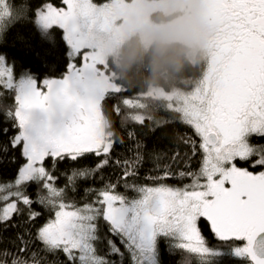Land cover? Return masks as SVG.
Listing matches in <instances>:
<instances>
[{"label": "snow or ice", "instance_id": "snow-or-ice-1", "mask_svg": "<svg viewBox=\"0 0 264 264\" xmlns=\"http://www.w3.org/2000/svg\"><path fill=\"white\" fill-rule=\"evenodd\" d=\"M61 3L63 7L53 0H36L33 10L46 28L64 31L74 58L80 57L79 65H71L70 76L18 82L12 66L0 56V112L18 129L8 135L9 127L0 128V136L8 137L0 151L10 148L23 158L13 179L0 180V225L18 217L24 220L7 245L0 242V264H115L110 257L121 255V245L133 264H142L139 257L146 246L161 235L181 254L180 264H186L189 255L203 260L209 254L201 221L220 240H246L236 254L264 264L253 249L255 238L264 233V170L253 171L264 169V143L253 142V137L264 138V0H211L212 13L224 25L215 52L189 90L162 106L169 119L158 121L161 129L171 121L188 131L175 137L164 163L155 154L157 170L145 177L151 183L143 184L134 182L144 160L139 141L132 156L113 158L120 141L112 113L121 124L141 126L154 115L105 78L104 46L94 31H103L108 17L97 12L96 2ZM0 6V27L10 22L5 18L14 20L24 11L5 0ZM9 95L11 104L5 99ZM109 100L114 101L111 112L105 109ZM37 109L49 119L59 110L70 122L60 133L49 127L29 135L30 115ZM108 118L111 125L106 127ZM198 153L201 165L193 171L191 159ZM87 155L97 157L94 167L73 173L58 187L48 158L55 164L57 158L76 161ZM237 161L249 167H239ZM109 164L120 169L117 182L93 190L90 200L78 202L69 196L75 191L74 177L87 179ZM177 178H191V183H168ZM121 183L138 198L118 191ZM32 185L37 187L35 200ZM35 204L48 209L43 223ZM101 222L113 237L107 241V253L98 248Z\"/></svg>", "mask_w": 264, "mask_h": 264}, {"label": "trees", "instance_id": "trees-1", "mask_svg": "<svg viewBox=\"0 0 264 264\" xmlns=\"http://www.w3.org/2000/svg\"><path fill=\"white\" fill-rule=\"evenodd\" d=\"M108 0H94L96 4H101ZM10 6L23 8V13L15 18H5L8 23L0 27V56L6 59L15 72L17 81L43 79H58L67 70L68 65V43L63 31L59 27L40 28L35 21L36 14L34 7L36 0H5ZM56 6L63 7L61 0H53ZM0 10V14H2ZM160 15L156 12L152 18ZM207 51V50H206ZM202 51H194L189 45L177 42L154 41L148 45L140 42L137 35H132L121 47L115 57H110L106 61L108 72L112 73L115 88L122 92V96L130 97L135 101H147L145 111L151 112L154 119L145 122L141 126L134 123L121 124L120 117L112 113L116 138L118 141L113 149V158H125L133 155L135 144L140 142L143 164L140 167V175L134 182L138 184L151 183L145 177L149 173H154L157 169L155 154L162 158L159 163H164L167 156L175 144V137L185 133L188 129L181 124L169 121V124L161 129L158 121L169 119L165 110L161 109L165 105L161 98H144L143 93L151 87H160L165 90H181L187 92L194 82L202 76L206 68V55ZM207 53V52H206ZM30 77V78H27ZM6 102L11 104L12 97L6 96ZM109 100L105 104V109L111 112L112 103ZM145 102V101H144ZM147 106V107H146ZM123 107V106H122ZM125 112L129 111L124 109ZM136 111V110H132ZM142 111V110H141ZM11 121L5 118V114L0 112V128L9 127V134H15L18 129L11 127ZM111 125V118L106 120V127ZM133 133L129 138L128 133ZM253 142L264 143V138L253 137ZM0 144L7 145L8 137L0 136ZM23 162V158L18 151L8 148L0 151V180H11L15 177L18 167ZM51 170L58 177L56 185L63 187L68 177L73 176L77 171L87 170L97 163V157L87 155L76 161L71 159L58 160L53 164V158H48ZM201 165V155L198 153L191 159V168L198 171ZM239 167H249L242 161H237ZM253 170V169H249ZM264 169H255L259 171ZM120 176V169L113 164H109L101 173L95 176L89 175L87 179L74 177L75 191H70L69 196L78 202L94 198L92 191L103 187L109 181L117 182ZM177 187H183L191 183V178H177L168 181ZM32 198L36 199L37 187L32 185L29 189ZM118 191L138 198L137 192H127L122 183ZM36 211L41 212L40 223L48 218L47 207L40 204L33 205ZM24 225L22 218H16L12 224L0 225V242L5 245L16 235ZM199 227L202 234L207 238L206 247L212 251L219 250V253H209L203 260L200 257L189 255L186 257V264H253L247 255L240 256L233 250L243 242V240L223 241L213 235L210 225L206 221H201ZM101 239L98 248L101 252L107 253V241L110 238L107 226L101 222ZM119 242V241H117ZM116 245H113L115 248ZM121 255L111 256L115 264H133L132 255L120 246ZM155 264H180L181 254L175 250L169 239L158 236L154 242Z\"/></svg>", "mask_w": 264, "mask_h": 264}, {"label": "rangeland", "instance_id": "rangeland-1", "mask_svg": "<svg viewBox=\"0 0 264 264\" xmlns=\"http://www.w3.org/2000/svg\"><path fill=\"white\" fill-rule=\"evenodd\" d=\"M96 6V10L99 14L108 17V22L103 31H94V35L98 37L104 46L105 56L103 74L107 81L114 87L115 84L112 79V73L106 70V61L110 57H115L119 53L122 45L132 35H137L140 42L144 45H148L154 41H177L189 45L194 51H202L203 53L201 54L204 55V57L206 55L207 58L206 68L204 69L205 72L209 60L215 52V48L212 49L213 43L203 39L205 32L221 29L224 26L212 13L211 0H108L101 4H96ZM2 8L3 7L0 6V10H2ZM156 12L160 13V15L152 18V15ZM119 16H122L123 20L115 24L114 20ZM35 21L40 28L47 29L37 15ZM193 24H197L198 27L194 33H191L189 26ZM63 33L65 36L64 31ZM220 37L221 36L218 34V40ZM209 50H211V52ZM68 56L67 70L61 77L58 79H43L41 82L46 80L60 81L70 76L71 65L73 63L79 65L80 57L74 58L69 44ZM22 81L27 82L29 79ZM184 93L185 91L181 90L173 91L165 90L160 87H151L142 95L144 98H149L150 100L151 98H161L166 104L170 98H177ZM132 101L137 102L135 100ZM144 101L138 102L147 105L148 100ZM69 122L70 116L59 110L49 119L46 113L37 109L33 110L30 115L27 132L29 135L36 136L40 130L50 127L53 132L60 133ZM129 219H131L130 214ZM243 246H246V240H243L237 247ZM235 249L233 252L236 254ZM209 253H219V250L212 251L209 249ZM139 259L142 264H155L154 243H149L146 246V250Z\"/></svg>", "mask_w": 264, "mask_h": 264}, {"label": "flooded vegetation", "instance_id": "flooded-vegetation-1", "mask_svg": "<svg viewBox=\"0 0 264 264\" xmlns=\"http://www.w3.org/2000/svg\"><path fill=\"white\" fill-rule=\"evenodd\" d=\"M123 20L122 16H119L118 18H115V24H118L119 22H121ZM198 25L197 24H193L191 26H189L190 32L194 33L197 30ZM224 27V26H223ZM223 27L221 29H215L213 31H207L205 32V35L203 37V39H206L207 41H210L213 43V47L212 49L216 48V44L218 42V34L221 36L223 33ZM220 39V38H219ZM211 52V50H209Z\"/></svg>", "mask_w": 264, "mask_h": 264}, {"label": "water", "instance_id": "water-1", "mask_svg": "<svg viewBox=\"0 0 264 264\" xmlns=\"http://www.w3.org/2000/svg\"><path fill=\"white\" fill-rule=\"evenodd\" d=\"M253 249L259 258H264V233H260L253 242Z\"/></svg>", "mask_w": 264, "mask_h": 264}]
</instances>
